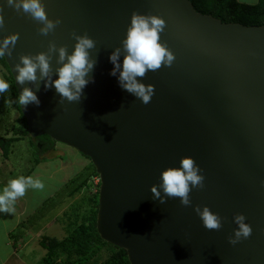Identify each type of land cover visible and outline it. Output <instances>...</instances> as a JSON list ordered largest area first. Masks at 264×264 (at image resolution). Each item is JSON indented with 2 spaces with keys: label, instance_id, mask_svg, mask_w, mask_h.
<instances>
[{
  "label": "water",
  "instance_id": "water-1",
  "mask_svg": "<svg viewBox=\"0 0 264 264\" xmlns=\"http://www.w3.org/2000/svg\"><path fill=\"white\" fill-rule=\"evenodd\" d=\"M41 2L55 24L47 34L43 22L0 0V45L9 40L3 56L18 95L38 86L39 105L21 106L29 134L75 148L95 166L100 236L125 249L131 264H264V25L225 22L191 0ZM134 14L164 20L160 42L173 54L171 64L138 78L154 86L147 104L110 74L109 57L119 48L122 63ZM85 35L95 41L94 80L80 101L61 102L45 82L57 78L59 49L66 62ZM41 53L50 57L49 77L18 84L21 57ZM185 156L204 176L191 205L154 200L152 185ZM197 207L218 214L222 226L207 229ZM238 214L252 233L233 245Z\"/></svg>",
  "mask_w": 264,
  "mask_h": 264
},
{
  "label": "clouds",
  "instance_id": "clouds-1",
  "mask_svg": "<svg viewBox=\"0 0 264 264\" xmlns=\"http://www.w3.org/2000/svg\"><path fill=\"white\" fill-rule=\"evenodd\" d=\"M10 6L17 10H23L30 14L35 20L44 23L41 30L47 34L49 30L55 27L53 21L48 19L47 11L41 0H8ZM3 24V16L0 15V25ZM165 22L157 16L146 17L140 14H134L130 26L127 30L126 39L123 41L125 55L121 63V50L117 48L111 53L109 59L114 65L111 70L112 76H117L120 87L129 93L135 95L144 104L151 101L154 95V86L145 85L138 78L145 76L148 71L159 69L162 63L171 64L173 54L160 42V32L163 30ZM15 36L12 40H15ZM9 40H5L0 45V56L5 55L8 49ZM95 47V41L85 36L77 38V44L74 51L67 55L64 48L59 49V62L62 66L57 69V78L47 80L45 88L54 87L61 97V102L80 101L85 87L93 82L94 77L90 75L93 72L96 61L90 57L89 50ZM39 69V75L37 74ZM16 81L23 85L25 82L35 83L49 77L51 72L50 57L41 53L35 57L28 55L22 56L20 63L15 66ZM10 84L0 79V95L8 92ZM37 89L24 87L18 96L17 103L26 107L29 104L39 105L40 100L37 95ZM99 177V176H98ZM100 178V177H99ZM204 176L201 174L199 165L192 156L183 157L178 167H168L162 171L160 183L152 185L151 192L154 200H159L161 204L166 202L167 198H179L184 206L191 205L190 192L193 188L203 187ZM100 186V183H99ZM43 182L33 176H19L11 179L0 190V213H13L14 204L18 198L23 197L28 189L42 190ZM99 192V190H98ZM163 192V195H162ZM196 213L207 229H219L221 220L218 214L210 211L208 207L201 210L195 209ZM246 217L238 214L235 222L238 228L235 236L230 238V242L235 245L242 239L248 238L252 233V227L245 222Z\"/></svg>",
  "mask_w": 264,
  "mask_h": 264
},
{
  "label": "rangeland",
  "instance_id": "rangeland-1",
  "mask_svg": "<svg viewBox=\"0 0 264 264\" xmlns=\"http://www.w3.org/2000/svg\"><path fill=\"white\" fill-rule=\"evenodd\" d=\"M240 1L253 4L258 0ZM1 66L0 79L6 80L10 84V88L8 92L0 95V137L10 138L12 143L8 158L4 156L0 146V190L9 180L19 176H33L43 182L44 188L37 193L26 191L25 195H28L30 204L26 208V216L23 219L24 223L37 233L35 237L32 233L29 235L33 238L28 243L31 246L23 251L31 257L30 260L35 263L39 261L42 264L48 249L41 242L51 238L64 239L72 233L81 221V216L75 212V206L79 202L78 200L81 205L85 206L86 199L91 198L98 191L99 186L95 184L98 176L92 173L94 167L89 157L83 156L77 149L60 142L55 146L56 153H59L58 158L54 157L55 159L34 164L32 159L36 156V152L39 154V149H36V143L31 140L29 134L16 131V128L25 129L26 126L17 108L18 99L14 93L13 83L9 79V71L6 67ZM53 154L52 151H47L41 156ZM83 179L88 180L89 187L77 186L83 182ZM75 189H77L76 193L71 196L70 192ZM51 194L53 195L50 197ZM19 205L20 202L17 200L15 206ZM41 225L44 226L41 228ZM101 252L102 255L96 259L99 263H104L111 258L112 252L107 248H102ZM63 260L64 258L61 257L58 262Z\"/></svg>",
  "mask_w": 264,
  "mask_h": 264
},
{
  "label": "trees",
  "instance_id": "trees-1",
  "mask_svg": "<svg viewBox=\"0 0 264 264\" xmlns=\"http://www.w3.org/2000/svg\"><path fill=\"white\" fill-rule=\"evenodd\" d=\"M191 1L198 11L202 13L212 14L225 22H240L245 25H264V0H258L253 4L244 3L240 0ZM0 63L4 68L6 67L7 71H9V79L13 83L12 85L14 88V93L16 94L18 99L19 95L15 86V81L4 56H0ZM17 108L20 111V115L23 117L26 128H16V131L17 133L21 132L22 134H29L26 118L21 111V106L18 103ZM30 138L31 140L35 141L36 149H39V154H37L36 152V156L32 159L34 161V164L37 165L42 161H49L58 158L57 155L59 153H56L55 150V146L58 143L57 141H55L48 135H42L36 138H33L30 135ZM11 143L12 140L10 138L0 137V146L3 150L4 156L7 158L11 151ZM47 151H52L54 154L51 156L42 157L41 154ZM93 167V175L99 176L94 165ZM87 181V179H83V182H81L77 186L89 187L90 184H88ZM76 191L77 189L72 190L70 192L71 196H73ZM98 196L99 195L97 191L91 198L88 197L86 199L85 206L84 204L81 205L80 200H78L79 202L75 206V212L76 214L81 216V221L73 229L72 233H70L69 236L64 239L51 238L49 240H43L41 242V244L48 249L47 255L46 257H44L42 264H131L126 250L105 241L100 236L97 230V214L99 207ZM72 216H70V218H72ZM104 247L111 251L112 255L111 258L106 260L104 263H99L96 259L97 257L102 255L101 250ZM61 257H63L64 260L59 263L58 260Z\"/></svg>",
  "mask_w": 264,
  "mask_h": 264
},
{
  "label": "crops",
  "instance_id": "crops-1",
  "mask_svg": "<svg viewBox=\"0 0 264 264\" xmlns=\"http://www.w3.org/2000/svg\"><path fill=\"white\" fill-rule=\"evenodd\" d=\"M28 190L30 193H37L39 191L34 189ZM27 196L24 195L17 199L20 205L16 207L14 204L15 211L13 213H0V264H40L39 261L35 263L30 260L31 257L27 256V253L23 251L31 246L28 243L33 238L29 237V235L32 233L35 237L37 234L36 231H32L23 221L24 216H26V208L30 204ZM42 226L44 225H41V228Z\"/></svg>",
  "mask_w": 264,
  "mask_h": 264
},
{
  "label": "built area",
  "instance_id": "built-area-1",
  "mask_svg": "<svg viewBox=\"0 0 264 264\" xmlns=\"http://www.w3.org/2000/svg\"><path fill=\"white\" fill-rule=\"evenodd\" d=\"M99 183H100V178H99V177H97V178H96V182H95V184L98 186V185H99Z\"/></svg>",
  "mask_w": 264,
  "mask_h": 264
}]
</instances>
